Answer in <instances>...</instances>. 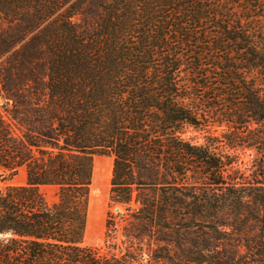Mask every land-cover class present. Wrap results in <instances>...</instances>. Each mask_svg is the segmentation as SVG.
I'll return each instance as SVG.
<instances>
[{
    "label": "trees",
    "instance_id": "obj_1",
    "mask_svg": "<svg viewBox=\"0 0 264 264\" xmlns=\"http://www.w3.org/2000/svg\"><path fill=\"white\" fill-rule=\"evenodd\" d=\"M98 156L122 211L88 246ZM22 169L0 264H264V0H0V176Z\"/></svg>",
    "mask_w": 264,
    "mask_h": 264
},
{
    "label": "rangeland",
    "instance_id": "obj_2",
    "mask_svg": "<svg viewBox=\"0 0 264 264\" xmlns=\"http://www.w3.org/2000/svg\"><path fill=\"white\" fill-rule=\"evenodd\" d=\"M198 141L204 143L203 135L197 134ZM113 169V158L108 156H98L95 160V173L91 190V200L89 209V222L85 238V244L88 246H98L103 244L106 231V222L109 212L114 216L118 214L116 208L119 206H110L109 193L111 187ZM26 183V172L22 169L17 176H0V187L9 185H24ZM43 191L50 201L55 200V189L44 187Z\"/></svg>",
    "mask_w": 264,
    "mask_h": 264
},
{
    "label": "water",
    "instance_id": "obj_3",
    "mask_svg": "<svg viewBox=\"0 0 264 264\" xmlns=\"http://www.w3.org/2000/svg\"><path fill=\"white\" fill-rule=\"evenodd\" d=\"M116 211H117L118 213L121 212V211H122V207H121V206L117 207V208H116Z\"/></svg>",
    "mask_w": 264,
    "mask_h": 264
}]
</instances>
